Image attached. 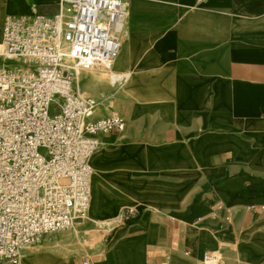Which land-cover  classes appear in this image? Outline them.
I'll list each match as a JSON object with an SVG mask.
<instances>
[{
    "label": "crops",
    "instance_id": "1",
    "mask_svg": "<svg viewBox=\"0 0 264 264\" xmlns=\"http://www.w3.org/2000/svg\"><path fill=\"white\" fill-rule=\"evenodd\" d=\"M61 1L0 0V14L18 7L52 15ZM127 2L134 11L122 50L133 34L125 58L138 98L118 113L125 131L101 134L91 158L92 218L116 235L125 212L137 216L145 225L119 236L138 243L131 254L146 264L153 253L199 252V228L231 230L234 241L219 236V250L232 264H254L237 256L235 243L245 234L264 239V207L229 202L226 187L243 177L264 181V171L241 160L264 157V0ZM220 207L231 224L212 216Z\"/></svg>",
    "mask_w": 264,
    "mask_h": 264
},
{
    "label": "built area",
    "instance_id": "2",
    "mask_svg": "<svg viewBox=\"0 0 264 264\" xmlns=\"http://www.w3.org/2000/svg\"><path fill=\"white\" fill-rule=\"evenodd\" d=\"M126 5L127 0H62L55 14L5 19L0 264H21L27 248L90 212V161L101 147L100 135L122 132L126 121L95 118L96 100L79 94L69 66H111L117 60L128 41ZM223 211L212 216L220 218Z\"/></svg>",
    "mask_w": 264,
    "mask_h": 264
},
{
    "label": "bare ground",
    "instance_id": "3",
    "mask_svg": "<svg viewBox=\"0 0 264 264\" xmlns=\"http://www.w3.org/2000/svg\"><path fill=\"white\" fill-rule=\"evenodd\" d=\"M126 20L125 25H129L131 15L134 11L133 7H130L128 2L126 5ZM12 9L8 8L9 15H12ZM24 8H14V16H31ZM5 17L0 14V44L3 39V29ZM2 46V44L0 45ZM134 46V35L129 43L124 47L122 53L111 66L103 65V70L100 73H90L88 68H94V66H69L74 71L77 77L78 89L82 97L89 92L96 95V112L95 118L101 116L106 111L115 112L112 116L118 115L121 110L127 108L128 102L132 98H138V75L134 69H128V59L125 58L128 51ZM2 52H0L1 56ZM1 59V58H0ZM5 58H3L4 60ZM0 61V65H1ZM99 66V65H98ZM110 86V87H109ZM94 99V98H93ZM122 117V116H121ZM126 121V120H125ZM127 125V122H126ZM126 129V127H125ZM125 129L123 131H125ZM122 131V132H123ZM120 132V131H119ZM242 161H246L251 167L264 171V157L255 159L242 158ZM92 166V159L90 161ZM227 193L230 195L229 202L242 203L247 205L262 204L264 207V181L256 176H250L249 178L243 177L233 183H229L226 187ZM91 209V208H90ZM121 233L114 235V232L109 230L106 233L91 234L90 229L80 230L76 229L75 232L60 235L58 237L50 236L46 243L36 249H28L22 257L21 264H76L75 257L62 255L61 249L64 244L68 242H78L82 245H90L91 252L100 255L99 259L101 264H146L144 255L131 254L132 252H139L138 243L133 242L130 239L119 236L133 229V225L136 228L143 227L144 223H139V218L133 217L132 214L125 212L122 216ZM200 234L204 236L198 244L199 252H192L189 256L183 255L172 256L174 257L173 264H199L205 261L206 264H214L217 262L215 259H208V248L213 249L210 252L219 250V236L223 237L230 235V241L233 242L234 238L231 230L226 232L222 229L210 231L206 228L198 229ZM54 234V233H51ZM243 239L240 242L235 243L236 253L239 258L242 256V252L245 253L248 262L254 264L264 262V239L258 236L249 237L243 235ZM245 237V238H244ZM224 243V242H223ZM208 251V252H207ZM173 259V258H172ZM165 264V263H163Z\"/></svg>",
    "mask_w": 264,
    "mask_h": 264
},
{
    "label": "rangeland",
    "instance_id": "4",
    "mask_svg": "<svg viewBox=\"0 0 264 264\" xmlns=\"http://www.w3.org/2000/svg\"><path fill=\"white\" fill-rule=\"evenodd\" d=\"M41 13L48 14V13H50V10L43 9V10H41ZM2 50H3V47L0 46V52H2ZM103 68H104L103 66H96L94 68H88L87 71H89L90 73H100L103 70ZM104 70H105V68H104ZM74 79H75L77 91L79 92V94H81L79 89H78L77 77L74 76ZM83 96L91 97V98H94L97 100L96 95H93L90 92L87 95H83ZM91 210H92V207H91L90 212L88 213L87 217L85 219L77 220L73 227H71L69 229L62 230V231L54 233V234L46 235L40 243L27 248L26 251H28V249H36V248L44 245L50 236L58 237L60 235H67V234L75 232L76 229H80V230L90 229L91 234L106 233L109 230H111V231L113 230L114 227L112 226V224L96 222L92 218ZM259 210H262V208H259ZM251 211H254V209H251ZM228 217H229V220L222 219L223 223H225V224L226 223L227 224L232 223L233 220H232L231 215L229 214ZM178 245H179L178 242L176 244H174V246H178ZM224 249L225 248L222 247L221 250H219V251L207 253L211 260L212 259L217 260V262H214V264H232L231 263L232 261L230 260L231 257L225 253ZM60 253L62 255H64V257L65 256L66 257L67 256L75 257L76 264H85L86 262H88L89 264H94L98 258H101L100 255H96V254H93L91 252L90 245L78 244L77 241L76 242H68V243L64 244ZM181 253L183 256L187 257L191 254V250L189 248H187L185 251L182 250ZM172 256L173 255L171 253H169L167 251H162V252L157 253V254L153 253V254L149 255L147 261L149 264H161V263L163 264V259L165 257H170V262H168L167 264H173L174 257H172ZM199 264H206V263H205V261L202 260V262Z\"/></svg>",
    "mask_w": 264,
    "mask_h": 264
}]
</instances>
